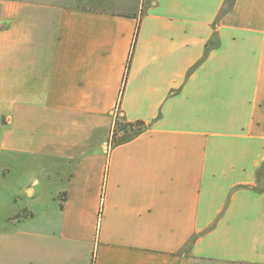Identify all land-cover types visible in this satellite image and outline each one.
I'll list each match as a JSON object with an SVG mask.
<instances>
[{
	"label": "crops",
	"instance_id": "crops-1",
	"mask_svg": "<svg viewBox=\"0 0 264 264\" xmlns=\"http://www.w3.org/2000/svg\"><path fill=\"white\" fill-rule=\"evenodd\" d=\"M226 6L0 0L1 148L65 187L0 264H264V0Z\"/></svg>",
	"mask_w": 264,
	"mask_h": 264
},
{
	"label": "rangeland",
	"instance_id": "rangeland-1",
	"mask_svg": "<svg viewBox=\"0 0 264 264\" xmlns=\"http://www.w3.org/2000/svg\"><path fill=\"white\" fill-rule=\"evenodd\" d=\"M25 1L89 8L99 0ZM9 112L0 102V230L20 228L27 231L32 229L31 226H37L47 206L50 209L60 204L65 187L56 174L57 170L52 168L57 162L54 158H45L37 153L9 152L1 148L5 137L3 131L10 127L3 121ZM58 130L56 126L55 131ZM132 135L133 132L127 133L129 138ZM111 143L113 145L114 140L111 139ZM30 189L34 190L33 194L29 193Z\"/></svg>",
	"mask_w": 264,
	"mask_h": 264
},
{
	"label": "trees",
	"instance_id": "trees-1",
	"mask_svg": "<svg viewBox=\"0 0 264 264\" xmlns=\"http://www.w3.org/2000/svg\"><path fill=\"white\" fill-rule=\"evenodd\" d=\"M234 2H235V0H228V6H226L222 11L225 12L228 9H230L233 6ZM138 31H139V24H138L137 31H136V34H135L133 47H132V50L130 52L128 65H127V70H126V75L128 74L129 69H130V64H131V60H132L133 53H134V48H135V43H136ZM124 85H125V82H124ZM124 85H123V88H122V92L124 91ZM144 128H145V125L142 122H137V123L128 122V123H124V122L116 120V126H115V129H114V133L112 135V140H114V144H116L118 142L126 141V140L129 139V137H127V133L128 132L139 133ZM262 169H264V165L262 166ZM94 262L95 261L93 259L92 260V264H94Z\"/></svg>",
	"mask_w": 264,
	"mask_h": 264
}]
</instances>
